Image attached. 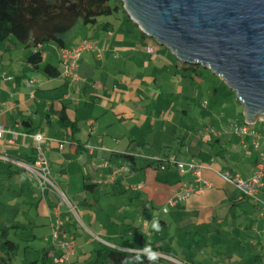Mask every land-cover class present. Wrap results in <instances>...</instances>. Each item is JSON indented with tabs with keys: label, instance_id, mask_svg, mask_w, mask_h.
Listing matches in <instances>:
<instances>
[{
	"label": "crops",
	"instance_id": "crops-1",
	"mask_svg": "<svg viewBox=\"0 0 264 264\" xmlns=\"http://www.w3.org/2000/svg\"><path fill=\"white\" fill-rule=\"evenodd\" d=\"M128 19L131 18L128 17ZM133 24L138 27L136 22L133 21ZM89 32L92 31L85 28L83 34L72 39V45L85 38L96 45L95 49L82 51L79 60V72L82 78L75 82H70L62 74L48 77L39 69H32L31 65L26 62V56L31 49L18 44L12 37L0 43V123L8 129L18 131L13 143L8 141L11 136L10 132L4 133L0 140V150L8 151L9 154L17 157L33 158L36 150L31 134L43 132L49 138L43 145L51 170L73 200L76 199L75 194H79V191L72 189L70 182L67 185V182L64 181V178L67 177L66 168L69 163L66 168L63 164L71 163L73 159H76L82 169L83 185L84 181H88L85 174L89 172V169L94 170L96 177V181L94 180L89 186L92 189H94L93 186L111 185V191L121 192V185L131 177L135 181L128 182L125 189L130 188L138 193L137 200L141 206L147 208L153 206L154 210V203H159L163 207L162 211L165 208L166 212L169 206L178 207L179 213H176V216L180 215L182 219L186 218L184 222L190 221L191 224L209 223L215 216L220 217L214 214L215 211L228 209L244 202V212L254 211L258 219L253 225H243L241 230L239 229L240 233L242 231L241 236L244 235L239 238L242 255L237 264H264V209L260 200L250 197L241 198L238 190L217 173V170L226 169L238 172L243 176L249 174L251 166L258 159L259 151L258 147L252 143L251 137L246 136V145H244L241 142V137L229 127L231 122L225 125L224 122L219 121L218 117L213 119L212 116L208 117V122H204V116L198 117L197 109H193L192 97H187L190 93L196 92L191 85L189 94L184 93V87L181 84L165 87V84L159 81V70L155 71V68L159 69L164 66L167 58L166 53L161 50L154 38L145 34L140 28L137 33L134 28L129 29L123 20L119 24L112 20L111 24L105 28L99 27L95 32H92L93 37H89ZM151 44L155 48L153 51H148L147 46ZM41 47L43 48L42 61H50L62 68L60 53L55 43L50 41ZM14 52L18 53L17 57L14 56ZM35 72L41 73V76ZM25 77H31L34 80L31 86L25 84ZM193 80L194 77L191 81ZM171 88H174V92L180 95L178 105L182 107L174 108L173 106L163 109L167 92ZM63 103L67 104L66 110L69 118L74 120L77 125V129L70 134L61 133L52 125V122L57 120V110ZM175 104L177 105V101H174L173 105ZM200 104L202 107L208 108V101L205 99ZM241 106L242 121L236 119H231V121L239 123L245 120L243 104ZM207 111L210 113V110ZM190 112H195V118L199 123L184 125L180 121V117H187ZM89 119L94 120L93 125L88 123ZM116 123L120 125L117 129H113L117 125ZM210 126L221 130L219 135H214L220 137L212 143L207 142L210 137L208 131ZM145 135L148 136L147 138L153 136L152 140L160 144L159 147H161L159 150L145 153L148 165L144 164L146 166L141 168L143 173L139 172V176L134 174L132 172L134 170L128 169L126 165L128 160L126 161L124 158L112 161L113 153L120 154L124 150L132 149L133 141L142 137L144 140ZM64 138L68 142L64 148H60L57 140ZM178 138L180 139L178 140ZM171 142L176 143V146L171 147L170 145L167 149L162 147V144ZM204 145L208 147L209 151L203 152ZM180 153L186 157H179ZM172 155L179 160L196 158L211 166L203 170V176L211 180L212 185L200 192H193L187 197L179 198L177 192L180 175L176 166L167 164L165 168H158L159 162L153 161L156 159L165 160ZM134 160L136 163L138 162L136 158ZM54 161L58 162V168L52 166ZM0 163L9 167L8 162L0 159ZM138 163L137 165H140ZM9 171V174L15 178L14 192L22 191L23 184H26L27 187L30 186L32 190L40 194L39 203L46 208L48 215L50 213V225L57 200L54 192L48 191L43 196L37 182L26 171L21 170L25 175V181L18 174L21 172H17L13 168H9ZM156 171L158 172L156 173ZM191 177L192 175L187 173L184 179L190 180ZM68 179L70 181V178ZM134 183L141 184V186L133 189L131 186ZM48 194L50 197H47ZM258 197L264 199V186L259 191ZM172 200L175 202L171 203ZM78 201L96 213L91 207L92 202L89 196L82 195ZM160 209H157V213H160ZM61 214L65 220V229L68 233H73L76 240L75 254L71 258L79 256L78 258L82 259V252L86 251L85 244L90 241L86 236V233L90 234L89 231L98 234L99 238L91 234L90 237L97 238L100 243L118 247L117 243L124 241L119 237L117 240H105L104 238L107 237L112 238V235L106 233V230L108 232L109 229L104 226L106 234L102 235L98 232L100 228H97L98 223L95 218L88 224L89 220L86 221L84 218L90 215L89 212L81 213L82 216L80 214L81 218L83 217L85 220L82 219L84 226L89 231L85 227L84 230L77 227V224L73 222L74 219L64 211ZM154 215L155 213L151 212L147 217L151 219ZM157 218L161 219L158 216ZM224 227L228 231L231 230V226L224 225ZM224 227L223 229H225ZM214 230L219 231V228ZM113 237H117V235ZM57 254H59V248L52 252L53 258ZM223 254L222 258H226L227 263L230 264V254L226 251ZM186 255L190 256L188 260L190 264H211L212 262L206 261L207 257H199L198 252ZM186 255L180 257L183 258ZM252 256L253 258H251Z\"/></svg>",
	"mask_w": 264,
	"mask_h": 264
},
{
	"label": "rangeland",
	"instance_id": "rangeland-1",
	"mask_svg": "<svg viewBox=\"0 0 264 264\" xmlns=\"http://www.w3.org/2000/svg\"><path fill=\"white\" fill-rule=\"evenodd\" d=\"M99 19L113 20L118 24L123 20L124 23H127L129 29L134 28L137 33L139 31V28L133 24V21L128 19L127 13L121 4H119V8L112 14L100 16ZM84 32L85 28L79 30L73 39H76L77 36L83 34ZM88 35L89 37H93L92 32H89ZM11 37L15 41L14 37ZM159 47L166 53L167 57L165 59L166 61L164 66L159 69L155 68V71L159 70L160 73L159 81L162 84H165V87H172L174 85L177 86L181 84L184 87V93L187 94L190 93V85L195 88L196 92L194 91V93H190L187 97H192L194 103L193 109H197L196 113L198 117L204 116V122H208V117L210 116H212L213 119L218 117L219 121H221V123L224 122L225 125L233 122L231 119L242 121V102L237 98L235 91L228 86L225 80L214 74L210 69L198 65L202 74L199 77L195 76L198 78L197 80L194 77V80L191 81L193 78H191L192 76L189 73L188 68L183 67L182 61L177 59L166 46L159 44ZM14 56L17 57L18 53L14 52ZM15 71H17V69H15ZM151 71L153 70L151 69ZM35 73L37 75L41 74L38 72ZM173 89L174 88H171V90L167 92L168 94L166 93V103L163 105V109L169 107L171 108L173 106L174 108L182 107L178 105L180 95L174 92ZM203 99L208 101V108L201 106L200 102ZM174 101H177V105H173ZM207 110H210V113ZM194 113L195 112H190L187 117H180V121H182L184 125L186 123H199L197 122ZM116 124L117 125H115L113 129H117L120 125L118 123ZM250 125L251 127L262 131L264 130V118L259 116L255 122ZM144 137H146L144 140L147 141L145 145L140 146L138 144L139 141L143 140L142 137L133 141V150L131 148L129 149V151H134L135 158L139 162L137 163L140 165L146 164V152L159 150L161 147H159L160 144L152 140L154 139L153 136H151V138H147L148 136L145 135ZM179 139L180 138H178V140ZM177 143L179 142L177 141ZM170 145L171 147L176 146V143H164L162 144V147L167 149ZM205 150L209 151L208 147L204 145L203 152H205ZM7 153L9 152L7 151ZM179 155V157H186L183 153H180ZM111 157L112 161L113 159L121 160L123 158V156L119 153H113ZM68 163L69 166L66 168ZM52 166L58 168L59 164L57 161H54L52 162ZM63 166L67 171V177L64 178V181L67 182V185L70 182V187L72 189H77L79 194H75L76 199L73 200L70 193L67 192V189H64L73 202L76 203L79 214L89 212L90 215L84 218L86 221L87 219L89 220L88 224H90L93 221V218H95L98 223L97 228H100L101 231H98L99 233L103 235L106 230L105 228L109 229L108 232L106 230V233L112 235V238H104L107 241L109 239L117 240L118 237L120 239L123 238L124 240L142 238L144 241L152 238L162 244H170L173 248V253L175 254H173V256L175 257L182 258L180 256H184L186 254H196L198 252L199 257H207L208 259L206 261H212L211 264H228L227 259L222 258L224 255L223 252L226 251V253L228 252L231 257L230 264H237L240 262L239 259L242 255V252L240 251L241 242L239 241V238H242L244 235L243 234L241 236L242 231L240 233L239 229L241 230V226L243 225H253L258 219L256 212L250 210L244 212L245 203L243 202L240 203V205L236 204L234 207H230L228 209L215 211L214 214H217L220 217L215 216L209 223L191 224L190 221L184 222V219L186 218L182 219V216L179 214L178 217L176 216V213H179L178 207L172 208L169 206L168 211L166 212L162 211L163 207L159 203H154V210L152 209L153 206H150V208L141 206V204L138 203L139 200H137L138 193L130 188L125 189V185L132 180L131 177L126 180L125 184L121 185V192L111 191V185H100L99 187L93 186L94 189H92L83 185V174L78 160L73 159L71 163L65 162ZM11 168L19 169V167L15 164H12ZM141 168L132 172L139 176V172L143 173V169ZM239 169L242 171L244 170L243 168ZM9 172L8 165L0 163V199L9 205L19 206L21 209L19 219L21 221L29 222L26 228L19 230V236L21 239H18L17 236L14 237V239L19 242L20 249L13 257L10 264H65L64 262H54L53 260L52 252L56 248L53 249L54 244L51 237V225H49L50 213L48 215L46 208L39 203L40 194L37 191L32 190L30 186L27 187L26 184H23L24 187L22 191L14 192L13 185L16 184H13V182L15 181V178L13 175H10ZM157 172L158 171H156V173ZM18 174L21 175V178L24 179V181L26 180L25 175H23L22 172ZM85 175H87L88 181H96L93 169H89V172ZM78 176H80V178H78ZM68 178H70V181ZM56 181L61 184V181L57 179ZM137 185L138 184L134 183L131 188H138ZM18 188L19 186L17 189ZM82 195L89 196L92 202L91 207L96 211V213L89 210L87 205L81 204L78 201ZM55 196L57 198V203L58 197L56 194ZM47 197H50V195L48 194ZM157 207L161 208L160 213H157ZM67 208L66 204H61V210L70 216L71 212L67 211ZM146 209L150 210L146 211ZM151 212H154L156 216L154 215L150 219L147 215ZM158 215L161 216L160 218L162 220L157 218ZM84 219L83 221H85ZM73 222L77 224V227L84 230V224L79 223L76 219H74ZM157 225L158 228L156 227ZM224 225L231 226V230L228 231ZM104 226L105 228H103ZM217 227L219 228V231L214 230ZM223 227L226 230L223 229ZM90 234L92 235V233ZM90 234L86 233V236H88L90 241L85 244L86 251L82 252V259H91L93 257V250L100 245V241L97 238L92 239ZM114 235H117V237H113ZM238 235H240V237H238ZM25 245L27 246L25 247ZM44 249L49 250V259L42 262L41 257L43 256ZM77 253L79 255V250ZM251 258H253V256ZM82 259H79V261H82ZM0 264H6L2 257H0ZM155 264L170 263L168 259L163 258L162 262H157Z\"/></svg>",
	"mask_w": 264,
	"mask_h": 264
},
{
	"label": "water",
	"instance_id": "water-1",
	"mask_svg": "<svg viewBox=\"0 0 264 264\" xmlns=\"http://www.w3.org/2000/svg\"><path fill=\"white\" fill-rule=\"evenodd\" d=\"M138 27L177 59L226 81L246 120L264 118V0H122Z\"/></svg>",
	"mask_w": 264,
	"mask_h": 264
},
{
	"label": "trees",
	"instance_id": "trees-1",
	"mask_svg": "<svg viewBox=\"0 0 264 264\" xmlns=\"http://www.w3.org/2000/svg\"><path fill=\"white\" fill-rule=\"evenodd\" d=\"M119 4L123 6V1L0 0V43L13 36L18 44L31 49L26 56V62L31 65L32 69H39L44 75L55 77L61 74L62 68L50 61H42L43 48L41 46L50 41L54 42L58 48L71 46L72 39L79 30L86 28L95 32L99 27L105 28L108 24H111V21L99 19L100 16L112 14L119 8ZM182 65L188 68L191 78L199 77L202 74L201 69L198 67L200 64L182 61ZM66 107V103L60 106L57 110V120L52 122V125L59 132L70 134L77 129V125L74 120L69 118ZM69 130L71 132H67ZM219 137L210 133L207 142L212 143ZM146 143V140L138 142L140 146ZM120 154L124 160H128L126 165L129 170H137L148 165H137L134 160V151L124 150ZM153 161L160 163L164 159ZM10 166L11 164H9V168H11ZM157 167L159 168V164ZM21 170L20 168L16 169L17 172H22ZM92 183L84 181L85 187L91 186ZM242 197L247 198V196ZM20 214L21 209L19 206L9 205L0 199V257L3 258L6 264L11 263L13 257L20 249V244L14 237L17 236L18 239H21L19 230L26 228L29 223L21 221L19 219ZM158 217L160 218L161 216L158 215ZM64 223L65 220L63 219L61 226L63 233L67 236H74L73 233L67 232ZM117 245L118 247L100 243L93 250V257L91 259L83 258L82 261H79L78 257L71 258L75 252L68 260L56 261L55 259L60 254L59 249V254L53 260L54 262H64L65 264H155L162 262L163 258H165L163 254L173 256L171 245L158 243L152 238L146 241L142 238L124 240L117 243ZM55 248H58V246L54 244L53 249ZM153 254L156 257L155 259L152 257ZM48 256L49 250L44 249L41 257L42 262L49 259ZM189 257V255H186L180 259L188 262Z\"/></svg>",
	"mask_w": 264,
	"mask_h": 264
},
{
	"label": "built area",
	"instance_id": "built-area-1",
	"mask_svg": "<svg viewBox=\"0 0 264 264\" xmlns=\"http://www.w3.org/2000/svg\"><path fill=\"white\" fill-rule=\"evenodd\" d=\"M95 48L96 45L86 38L71 46L59 47L58 50L62 61L61 74L70 82L81 80L82 76L79 72V60L82 51ZM147 50L153 51L154 45L151 44L147 46ZM33 81L34 80L31 77H25L26 85L31 86ZM93 122V119L88 120L90 125H93ZM250 124L251 122L245 118L243 122H231L229 125L233 132L241 137L242 144L246 145V136L248 135L251 137L252 143L259 149L258 159L251 166L249 174L243 176L238 172H231L226 169L217 170V173L223 180L234 186V188L238 190L240 196H247L260 200L261 206L264 209V199H259L258 197L260 188L264 186V130L260 131L255 129L251 127ZM208 131L213 135H219L221 133L220 129L213 126L208 127ZM6 132H10L11 136L8 141L13 143L18 131L16 129H8L4 124L0 123V140ZM31 139L33 140L36 150L33 158L17 157L0 150V159L11 165L15 164L20 169L26 171L28 175L37 182L43 196L47 191H52L57 195L58 202L55 204L54 217L51 220V237L53 243L60 249V254L55 260H68L75 252V237L67 236L62 231L61 226L63 223V217L61 214V204H66L68 207L67 211L71 212L72 216H70L73 219L78 220L81 224H84V222L82 221L76 204L69 197L66 190L56 181L55 174L51 170L48 155L43 145V143L48 141L49 138L43 132L39 131L31 134ZM57 141L60 148H64V145L68 142L66 138L58 139ZM167 164L175 165L179 171L180 179L177 192L179 198L187 197L193 192H200L202 189L212 185L211 180L203 176V170L210 168L211 166L196 158L179 160L172 155L160 162L159 167L165 168ZM187 173L192 175L190 180L184 179ZM139 186H141V184L137 185V187ZM174 202L175 200L171 201V203ZM165 210L166 209L164 208L163 211ZM85 229L89 231L88 228L85 227ZM89 232L92 233V236L99 238L98 234L91 231ZM163 256L168 259L170 264H190L189 262L174 256L164 254Z\"/></svg>",
	"mask_w": 264,
	"mask_h": 264
},
{
	"label": "clouds",
	"instance_id": "clouds-1",
	"mask_svg": "<svg viewBox=\"0 0 264 264\" xmlns=\"http://www.w3.org/2000/svg\"><path fill=\"white\" fill-rule=\"evenodd\" d=\"M156 227L158 228V225H157ZM152 257H153V259H155V258H156L154 254H153V256H152Z\"/></svg>",
	"mask_w": 264,
	"mask_h": 264
}]
</instances>
